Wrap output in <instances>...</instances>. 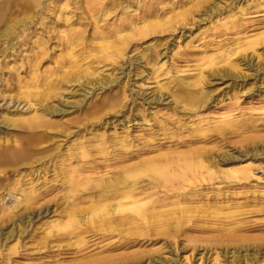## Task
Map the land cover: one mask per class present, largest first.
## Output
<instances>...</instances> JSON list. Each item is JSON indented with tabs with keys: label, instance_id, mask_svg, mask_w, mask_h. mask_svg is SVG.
<instances>
[{
	"label": "rangeland",
	"instance_id": "obj_1",
	"mask_svg": "<svg viewBox=\"0 0 264 264\" xmlns=\"http://www.w3.org/2000/svg\"><path fill=\"white\" fill-rule=\"evenodd\" d=\"M67 31L126 54L93 46L42 141L0 124L37 145L0 167V264H264V0H0V49Z\"/></svg>",
	"mask_w": 264,
	"mask_h": 264
},
{
	"label": "bare ground",
	"instance_id": "obj_2",
	"mask_svg": "<svg viewBox=\"0 0 264 264\" xmlns=\"http://www.w3.org/2000/svg\"><path fill=\"white\" fill-rule=\"evenodd\" d=\"M68 21L69 19H67V22ZM145 22L146 24H148L147 20ZM9 32L10 31L7 30L3 35L6 40H9L11 37H13L9 36ZM25 32L27 31L25 30ZM122 33L123 32L121 31L115 33H103L101 36L102 43L98 44L94 40H91L90 43L89 41H86L85 33L67 31L58 34L57 38L59 40V43L55 47H52V41H54L55 39L54 36L51 35L49 37H46V35L42 36L41 34H35L37 40L32 43L31 39L29 38L30 33H27L23 35L24 39L21 42H18L20 44L19 47L23 48L22 51H19L18 48L14 47V44L8 43L10 45H8L4 49H0V56H4V59L0 62V98L6 101V107L1 108L2 110L0 109V124L3 123L4 125L13 126L15 128L22 126L25 131H28V133L31 134V136L35 135V138L38 142L42 141L46 135L44 133H47L49 127L52 126L49 117L61 111L59 107L54 104L55 99H66V93H76L74 92V86L77 83H87V85L92 84L93 86H96L97 83L93 82L92 79L94 77L98 78L104 74L102 71L97 72L95 62H90L86 65L84 64V62L88 58L87 56H92L89 53L93 52V46L96 45L99 48H102L105 52H107V57L108 55L113 53H118V57H123L126 54L125 50L120 49L119 47L111 43L113 40H115L114 42H117L116 40L120 35H122ZM262 36L264 37V34ZM60 46H62V50H57L56 48ZM81 47L82 50H79L78 48ZM13 49L16 50L17 54L14 52V54L10 52ZM27 51L35 53L34 55H23V52ZM58 51H60L61 54L58 55L56 59H54ZM21 56L22 59H18ZM84 56H86L87 58H85ZM11 57H13L14 59L10 60L9 58ZM44 61L45 63L53 64L52 67H49L46 70L47 75L43 74L42 67L40 66ZM72 87L73 89L71 90ZM34 102H36L37 104H35ZM3 104L5 103L3 102ZM21 105H23V107H21ZM12 108H15V110L11 111ZM75 133L76 132H73V134ZM116 139L117 138H115V140ZM123 142L125 144V148H127L128 144H126V140H123ZM127 142L129 143V141ZM26 143L27 146H24L22 149L20 148L18 155L14 157V159L11 158V156L7 153L0 154V167H9L15 165L14 172L26 168V165L28 164L27 160L29 158V150L37 146L35 145V143L32 144L30 141H26ZM1 173L2 172L0 171V174ZM18 185L19 183L16 184V186ZM59 186L71 188L74 187L75 184H68L67 182L64 184L62 183V185ZM59 186H52V188ZM34 187L35 186H33V189ZM12 195L13 192H10V196ZM119 211H121V208H114V210L112 211H106L105 216L107 219H111V215L117 214Z\"/></svg>",
	"mask_w": 264,
	"mask_h": 264
}]
</instances>
